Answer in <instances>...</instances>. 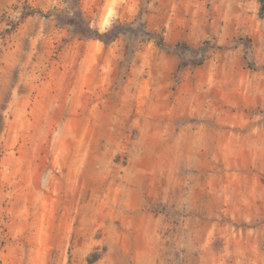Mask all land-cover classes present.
Here are the masks:
<instances>
[{
    "label": "rangeland",
    "instance_id": "rangeland-1",
    "mask_svg": "<svg viewBox=\"0 0 264 264\" xmlns=\"http://www.w3.org/2000/svg\"><path fill=\"white\" fill-rule=\"evenodd\" d=\"M80 5L194 60L25 16L60 0H0V264H264L259 0Z\"/></svg>",
    "mask_w": 264,
    "mask_h": 264
},
{
    "label": "trees",
    "instance_id": "trees-1",
    "mask_svg": "<svg viewBox=\"0 0 264 264\" xmlns=\"http://www.w3.org/2000/svg\"><path fill=\"white\" fill-rule=\"evenodd\" d=\"M63 4L66 5V9L63 11L52 10L47 13H43L41 11H34L25 14L26 17L39 15L44 18H53L56 21V24L63 28H68L72 32H74L78 37L100 41L105 45L113 42L120 35H127L129 31H135L138 37L141 38H158V36L154 33L148 32L145 30V27L138 23L137 25H123L122 27H113L111 30L100 33L97 29L90 28L89 23L84 19L83 12L81 11L80 0H60ZM260 8L259 15L261 18H264V0H259ZM157 45L159 48L164 50L173 51L175 53H181L184 63H190L194 60V55L191 50L185 49L180 46L168 47L162 38H158ZM250 67H254L252 62L248 60ZM261 69H264L262 67Z\"/></svg>",
    "mask_w": 264,
    "mask_h": 264
}]
</instances>
